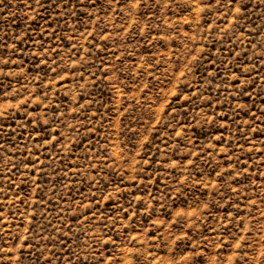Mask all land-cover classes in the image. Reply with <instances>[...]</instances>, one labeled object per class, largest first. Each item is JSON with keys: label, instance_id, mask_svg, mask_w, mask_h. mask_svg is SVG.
<instances>
[{"label": "rangeland", "instance_id": "rangeland-1", "mask_svg": "<svg viewBox=\"0 0 264 264\" xmlns=\"http://www.w3.org/2000/svg\"><path fill=\"white\" fill-rule=\"evenodd\" d=\"M0 264H264V0H0Z\"/></svg>", "mask_w": 264, "mask_h": 264}]
</instances>
